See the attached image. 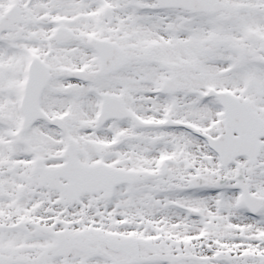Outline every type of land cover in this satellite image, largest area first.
Listing matches in <instances>:
<instances>
[{
    "label": "snow or ice",
    "instance_id": "snow-or-ice-1",
    "mask_svg": "<svg viewBox=\"0 0 264 264\" xmlns=\"http://www.w3.org/2000/svg\"><path fill=\"white\" fill-rule=\"evenodd\" d=\"M0 264H264V0H0Z\"/></svg>",
    "mask_w": 264,
    "mask_h": 264
}]
</instances>
